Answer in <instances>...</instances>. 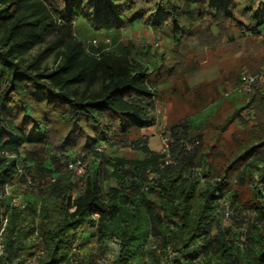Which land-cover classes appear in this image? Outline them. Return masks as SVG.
<instances>
[{
    "label": "trees",
    "instance_id": "16d2710c",
    "mask_svg": "<svg viewBox=\"0 0 264 264\" xmlns=\"http://www.w3.org/2000/svg\"><path fill=\"white\" fill-rule=\"evenodd\" d=\"M81 20L93 39L106 34L115 42L123 29L140 23L180 48L191 39L207 44L232 25L258 36L264 0H0V230L6 259L13 262L23 242L37 234L48 253L40 264L61 263L85 239L117 242L115 264H264V196L257 186L264 182V91L243 95L240 103L227 100L208 116L210 138L218 141L209 145L207 133L193 136L191 117L213 102L194 88L195 108L164 126L174 160L165 165V155L151 148L144 132L158 123L160 80L176 74L181 62L164 67L165 52L152 55L132 40L120 53L88 44L79 33ZM49 37L42 54L54 51L58 62L32 71L21 58ZM248 68L262 71L264 60ZM241 75L234 74V88ZM99 79L102 88L93 90ZM234 123L228 144L224 134ZM104 145L144 158L112 163L98 150ZM216 151L226 160L222 166L212 159ZM79 157L94 163L78 179L69 163ZM240 160L241 169L235 166ZM16 183H28L26 193L38 199L9 202L7 187ZM225 193L238 210H256L258 222L241 232L224 225L221 215L232 220L219 209Z\"/></svg>",
    "mask_w": 264,
    "mask_h": 264
},
{
    "label": "rangeland",
    "instance_id": "374dc122",
    "mask_svg": "<svg viewBox=\"0 0 264 264\" xmlns=\"http://www.w3.org/2000/svg\"><path fill=\"white\" fill-rule=\"evenodd\" d=\"M79 30L82 39H87L86 41L88 44L99 47L101 43H103L106 46L105 49L109 52L120 53L121 45L127 44L129 40H132L136 48L143 50L148 48L152 55L165 52L166 65H164V67L167 66L168 63L172 64L175 60L181 62V64L178 65V72L176 74H173L171 77L165 75L167 77L165 81L162 82V79L160 80L159 89L162 90L163 93L157 106L158 123L155 127L147 129L144 132V134L148 135L150 138L154 135V132L160 137V142L156 144H154L155 138H152L150 141V146L158 154L162 151L159 132L165 128L162 126L163 122L169 125L180 117L182 110L187 108V112V110H193L195 108L194 106L198 101V96L194 88H200L203 94L207 96L208 102L215 103L220 101L221 106L224 103L228 104L227 100H236L240 103L244 97L232 86L231 81L234 74L246 72L248 67L255 66L260 60H264V39L259 36L260 34L258 36L250 34L245 35L240 29L233 25L219 34L215 32V37L209 41L207 40V44L201 45L196 39H191L186 45L180 48H176L172 40L165 38L159 31H154L150 27H146L140 23L123 29L115 42L106 34L99 35L96 39H93L91 26L85 20L80 21ZM231 37L233 39H231ZM50 40L51 37L27 51L21 58L22 63L24 65L33 64L32 71H42L55 67L58 62L56 52L51 51L48 54H42ZM192 66L196 68L186 72V70ZM184 72L186 73L184 74ZM101 88L102 80L99 79L93 86V90L99 91ZM227 92H230L228 96L225 95ZM221 93L224 98L215 99V97ZM239 105L240 104H238V106ZM220 107H218L217 110ZM212 112H214L213 108L192 116L193 136L207 133L209 145L218 143L216 138H210L211 131H209L207 125V118L212 115ZM235 130L236 125L232 124L230 129L224 134V140L228 144L232 143V135ZM105 150L104 154L106 158L108 160L110 159L112 163L120 158L128 161L144 158L142 153L131 149L113 150L109 147ZM217 152L218 151H216V153L213 152L214 156H212V159H214L217 165L222 166L226 160L222 156L221 158L218 157ZM86 162L88 166H91L94 160L92 158H87ZM244 162L245 161L242 162V160H240L235 166H239L241 169ZM112 163H110V166H112ZM105 178L106 187H108L110 183L112 184V178L109 173L105 174ZM255 183V181L251 183L252 191L256 188ZM19 184L20 183H16L12 187L9 195L12 197L8 199L9 202L12 201L15 204L24 205L27 202L26 197L37 198L35 193H26L27 191L21 190L22 187ZM257 186H259V192H262L264 196V182L258 183ZM35 191H37V189H35ZM257 198H259L258 195ZM55 204L57 203L51 205L53 208L52 218L54 220L59 217V209H57L58 206ZM37 205L39 209L40 203H37ZM219 209L221 213L230 212L232 214V220L224 218L221 215L222 223L227 226L231 223L235 224L238 232H241V230L246 228L249 224L258 222L259 220V214L256 210H238L230 199L229 194L226 193L219 201ZM32 219V216L28 217L26 222L31 223ZM37 220L38 219H36V221ZM3 235V230H0V243ZM23 244L25 248L18 251V256L13 262H9L5 257V250L3 248L2 250L0 249V259L2 256L4 258V262L2 263L0 261V264H40L42 260L48 258L45 242L37 236V234L29 236ZM32 244H36V247H32ZM117 251L118 243L113 240L103 241L85 239L76 243L74 247L68 251V256L59 264H115ZM140 264L146 263L142 261Z\"/></svg>",
    "mask_w": 264,
    "mask_h": 264
},
{
    "label": "built area",
    "instance_id": "2783aa9c",
    "mask_svg": "<svg viewBox=\"0 0 264 264\" xmlns=\"http://www.w3.org/2000/svg\"><path fill=\"white\" fill-rule=\"evenodd\" d=\"M262 39H264V30L259 35ZM158 45V43H157ZM258 90L260 92L264 91V70L259 71L257 73H247L244 72L241 75L240 84L236 88V91L241 93L242 95L250 96L255 91ZM230 92L225 93L226 96H228ZM161 136V144H162V153L165 155L164 164L168 165L174 162L173 158L171 157V143L172 138L166 133L165 129L160 130L159 132ZM189 147V146H188ZM106 146H101L98 148L100 152H104ZM0 154H4V152H0ZM7 156H10L8 153H6ZM88 168L86 159L79 157L75 158L69 163V169L72 170L76 177L79 179L80 177H83L86 173ZM18 171L20 174L23 173L22 167L18 168ZM32 179H28V183H31ZM28 183H22L20 186L22 187L21 190H25L28 188ZM13 186L7 187V194H10L11 189ZM6 222V219H4V223ZM4 249V246L2 243H0V249Z\"/></svg>",
    "mask_w": 264,
    "mask_h": 264
},
{
    "label": "crops",
    "instance_id": "0c3cea01",
    "mask_svg": "<svg viewBox=\"0 0 264 264\" xmlns=\"http://www.w3.org/2000/svg\"><path fill=\"white\" fill-rule=\"evenodd\" d=\"M220 106H221V102H220V101H217V102L211 104V105H210L207 109H205V110H208V109H212V108H213V109H214V112L211 113V114L213 115V114H215L217 108L220 107ZM205 110H204V111H205ZM204 111H203V112H204ZM191 118H192V117H191ZM165 123H166V122H163L162 126H165ZM234 124H235V123H234ZM234 124H233V125H234ZM235 125H236V124H235ZM231 126H232V125H231ZM152 138H153V139H154V138L156 139L155 142H154V144H156L157 142H160V137H158L157 134H156L155 132H154V135L151 136L150 141H151ZM151 148H152V147H151ZM152 149H153V148H152ZM113 150H114V149H113ZM153 150H154V149H153ZM105 151H106V150H105ZM105 151H104V152H105ZM154 151H155V150H154Z\"/></svg>",
    "mask_w": 264,
    "mask_h": 264
}]
</instances>
